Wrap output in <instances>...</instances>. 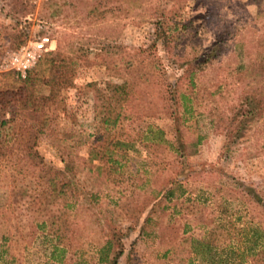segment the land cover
Returning a JSON list of instances; mask_svg holds the SVG:
<instances>
[{
	"label": "rangeland",
	"instance_id": "374dc122",
	"mask_svg": "<svg viewBox=\"0 0 264 264\" xmlns=\"http://www.w3.org/2000/svg\"><path fill=\"white\" fill-rule=\"evenodd\" d=\"M93 7L98 11L91 13ZM174 9L193 17L198 32L177 30L170 48H165L156 21L167 16L172 22L169 15ZM43 35L50 36L55 46L42 52L38 61L55 51L77 62L72 86L62 89L52 103L49 128L39 137L45 160L57 166L62 165L61 154L76 161L87 156V146L73 140L85 139L95 130V92L90 83L103 88L106 81L121 82L122 74L139 65L144 55L139 49L152 44L151 57L159 63L163 76L174 83L188 60L195 56L206 60L204 69L194 76L198 108L184 124V142L180 141L184 154L179 157L166 150L164 157H155L137 144L138 151H132L123 174L112 177L83 161L77 176L87 192L73 209V231L68 234L64 258L54 264H99V251L111 231L123 243L116 264H187L190 259L193 264H203L190 244L191 237L205 231L203 220L210 223L208 229H216L222 241L233 237L225 222H214L207 214L220 197L230 198V209L235 210L232 217L242 225L251 221V214L236 181L264 195V116L247 125L228 148V135L220 121L233 115L247 93H264V0H0L1 88L16 86L19 80L18 72L6 64L10 54ZM142 69L143 75L147 73ZM161 82L162 76L142 81L143 105L160 104L155 83ZM182 90H188L184 84ZM150 123L168 129L170 119L157 112L140 120L127 119L112 131L114 137L123 139L129 133H141ZM197 134L202 135L201 142L189 146ZM153 160L160 165H151ZM36 168L30 166L26 172L31 175ZM176 170L189 176L184 185L192 197L204 201L198 206L201 209L182 216L173 208L177 199H165L141 235L152 202L139 216L135 210L166 173ZM7 172L0 171V264H50L48 242L35 228L39 202L30 209L22 201L21 210L13 207L12 176Z\"/></svg>",
	"mask_w": 264,
	"mask_h": 264
},
{
	"label": "trees",
	"instance_id": "16d2710c",
	"mask_svg": "<svg viewBox=\"0 0 264 264\" xmlns=\"http://www.w3.org/2000/svg\"><path fill=\"white\" fill-rule=\"evenodd\" d=\"M96 9L98 11L99 8L93 7L90 12H96ZM169 16L172 22L164 16L156 21L155 28L161 33L165 48H170V41L175 37L174 32L177 30L197 34L198 27L193 17L185 16L175 9ZM19 24L17 21L15 26L18 27ZM153 46L152 44L139 49L141 55L144 54L138 61L139 65L133 66L131 70L127 69L128 71L121 75V82L106 81L103 88L93 82L89 84L95 92V130L85 139L73 140L76 144L87 146V156L79 161L61 154L62 165L47 162L39 140L41 134L49 128L52 119L49 110L52 103L62 95V89L73 84L77 62L60 52L50 51L28 71L26 77L21 78L17 74L19 80L16 81V86L0 87V109L3 112L0 114V171L7 172L10 169L7 173L12 176L9 180L15 197L14 204L16 203L13 207L21 210L22 201L30 209L34 202H39L37 212L40 217L35 222V228L42 232L45 242H48L49 259L52 261L50 264L61 262L64 258L70 240L68 234L73 231V209L85 198L87 192L77 176L83 161L89 162L107 177H112L115 173L123 174L132 151H138L137 144L155 157H164L162 153L166 150L178 154L179 157L184 154L181 145V142H184L181 139L184 124L186 120L193 118L198 108L195 102L197 83L194 76L197 70L204 69L206 60L196 56L188 60L183 74L174 83L163 76L159 63L151 57ZM142 68L147 69L144 75ZM159 76H162V82L155 85L156 92L161 93L160 104L143 105L145 90L141 87L142 81L148 83ZM181 82L188 90H182ZM261 94L257 96L254 92L247 93L240 98L239 107L232 116L220 119L228 135L226 148L247 125L264 116V93ZM137 106L141 107L140 111H134ZM157 112H163L169 117L168 129L150 123L141 133H129L123 139L114 137L112 130L121 127L127 119L140 120L142 116H151ZM168 133L171 134L170 138L166 137ZM201 140L202 135L197 134L189 146H196ZM159 163L156 160L150 162L151 165H160ZM30 166L37 167L31 175L26 172ZM186 176L179 170L175 173L168 172L160 185L146 195V202L143 201L144 204L135 210L136 216H139L149 206L148 202H152L141 225V235L146 233L153 213L165 199H177L173 208L175 214L179 212L182 216L191 214L195 208L201 209L198 206L204 201H201L200 197H192L187 191L184 182H188L189 176ZM127 180H130V177ZM236 182L241 184L240 198L248 205L251 221L238 225L232 217L235 210L230 209V198L222 195V199L216 201V206L207 214H211L209 216L214 222H225L233 237L222 241L216 236V229H208L210 223L202 219L201 227L205 231L199 237H191L190 244L192 252L203 264H264V195L255 192L250 185L240 183L239 180ZM255 218L256 223L253 222ZM111 232L99 251V264H116L123 253L122 241L114 231ZM187 264H193V261L190 259Z\"/></svg>",
	"mask_w": 264,
	"mask_h": 264
},
{
	"label": "built area",
	"instance_id": "2783aa9c",
	"mask_svg": "<svg viewBox=\"0 0 264 264\" xmlns=\"http://www.w3.org/2000/svg\"><path fill=\"white\" fill-rule=\"evenodd\" d=\"M54 43L50 36L43 35L12 52L6 64L9 69L15 70L20 77L24 78L28 71L35 66L42 52L52 50L55 46Z\"/></svg>",
	"mask_w": 264,
	"mask_h": 264
}]
</instances>
